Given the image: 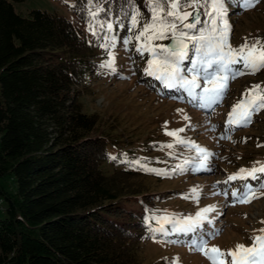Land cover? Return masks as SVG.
I'll use <instances>...</instances> for the list:
<instances>
[{"label": "trees", "instance_id": "1", "mask_svg": "<svg viewBox=\"0 0 264 264\" xmlns=\"http://www.w3.org/2000/svg\"><path fill=\"white\" fill-rule=\"evenodd\" d=\"M12 1L21 0H0V264H142L146 209L160 212L176 194L151 190L142 179L154 174L133 170L124 154L153 168L174 166L158 167L116 122L85 110V74L108 73L98 68L106 59L102 41L65 15L21 14ZM123 2L101 5L115 20ZM74 3L87 28L86 0ZM238 3L227 4L229 21L242 11ZM136 4L143 22L149 12L144 0ZM129 34L127 26L115 29L113 51Z\"/></svg>", "mask_w": 264, "mask_h": 264}, {"label": "rangeland", "instance_id": "2", "mask_svg": "<svg viewBox=\"0 0 264 264\" xmlns=\"http://www.w3.org/2000/svg\"><path fill=\"white\" fill-rule=\"evenodd\" d=\"M12 3L14 9L21 14H26L31 8L56 11L70 18L86 34H90L71 8L75 4L74 0H21ZM230 13L238 15L233 21H229L232 26L230 43L233 47L243 44L245 37L249 41L257 37L264 39V1L253 10ZM155 43L167 44L168 40ZM134 49L135 43L114 51L117 65L115 73L85 74V87L81 95L85 110H95L105 120L116 122L127 143L143 146L138 148V153L152 157L148 159L155 161L158 167L175 166L184 159L197 155L194 149L189 150L176 144L175 137L166 135L167 131L185 128L184 132L178 133L179 137L194 141L214 154L210 158L211 171H187L172 177L155 174L144 177L142 180L151 190L164 191L166 195L176 194L175 198L163 201L159 214L194 216L206 206H215V211L208 214L213 224L206 223L204 229H219L220 234L209 241V246H219L224 251L235 249L237 244L251 246L252 237L264 234L257 231L264 228V223H261L264 221V190L257 192L256 196L259 198L251 203L232 206L231 189L241 188L244 181L241 180L239 184H235L236 180L225 181L241 168H252L254 162H259L255 165L257 167L264 164V110L253 117L250 126L228 133L230 139L221 137L225 134L228 113L242 98L246 89L253 84L264 87V70L231 81L227 96L214 111L200 109L187 98H171L180 96L181 93L166 89L153 78L143 76L149 57H141ZM177 109L182 111L177 112ZM185 116L189 119L185 120ZM166 121L168 123L164 127ZM244 138H247L246 142ZM168 143H172L174 147H160ZM258 144L261 146L258 147ZM195 186H200L198 203L195 198H183L184 195L191 196L190 189ZM224 190L228 191L227 198L222 194ZM188 239L189 237L182 236L180 244H166L163 238H149L142 245L140 261L142 264H171L173 258L179 257L178 264H210L199 252H190L188 247L182 246Z\"/></svg>", "mask_w": 264, "mask_h": 264}, {"label": "snow or ice", "instance_id": "3", "mask_svg": "<svg viewBox=\"0 0 264 264\" xmlns=\"http://www.w3.org/2000/svg\"><path fill=\"white\" fill-rule=\"evenodd\" d=\"M230 0H144L149 17L143 19L136 0H124L119 16L108 17V10L101 5V0H86V7L81 11L86 13L87 30L102 41L98 46L104 50L106 59L99 65L100 70L115 73V54L113 49L117 45L118 37L115 29L127 26L129 35L123 38L125 48L135 41V52L141 57L148 54L146 67L143 69L147 77L158 81L166 89L181 93L173 99L187 98L200 109L215 110L230 90V82L243 75H255L264 70V39L257 37L239 46L230 43L232 26L228 20L227 4ZM259 0H239L237 7L248 10ZM191 9V11H188ZM101 13L104 17L101 18ZM125 20L127 24L125 25ZM99 29V31H97ZM168 40V44L155 41ZM123 78V77H122ZM264 110V87L253 84L242 98L232 106L225 122V134L221 138L230 139L228 133L241 127H248L253 122V116ZM182 109H177V112ZM185 120L189 118L184 117ZM167 121L164 127L167 126ZM191 127V125H188ZM215 126H213L214 128ZM185 128L167 131L166 135L176 138V144L183 145L189 150L194 149L196 156L188 157L182 163L171 169H157L149 167L148 163H141L147 158L129 160L124 154L125 162L133 170L144 171L160 177H172L187 171H211L210 158L213 153L194 141L178 136ZM247 138H244V142ZM260 147L261 145H257ZM161 148H173L172 143L162 144ZM173 155V153H168ZM116 160L117 157H109ZM250 169L241 168L236 174L230 175L225 181L241 179L244 183L241 189L231 192L232 206L248 204L259 198L257 192L264 190V164ZM260 181L254 186L248 181ZM219 183V182H218ZM190 189L191 196L184 195V199L195 198L199 201L198 189ZM221 194V193H213ZM226 198L228 191L222 193ZM215 211V206L209 205L200 209L194 216L171 213L159 214L158 211L146 209L143 224L149 237L164 238V243L180 244L179 239L169 240L167 237H189L182 246L190 252H199L210 264H264V234L252 237L251 246L237 244L235 249L224 251L219 246H209V241L220 234L219 229L206 231L204 225L213 224L209 213ZM155 223L156 226H153ZM264 223V221H261ZM264 233V228L259 230ZM179 257L172 259L171 264H178Z\"/></svg>", "mask_w": 264, "mask_h": 264}, {"label": "water", "instance_id": "4", "mask_svg": "<svg viewBox=\"0 0 264 264\" xmlns=\"http://www.w3.org/2000/svg\"><path fill=\"white\" fill-rule=\"evenodd\" d=\"M168 43H169V41H168ZM168 43H167V44H168Z\"/></svg>", "mask_w": 264, "mask_h": 264}]
</instances>
